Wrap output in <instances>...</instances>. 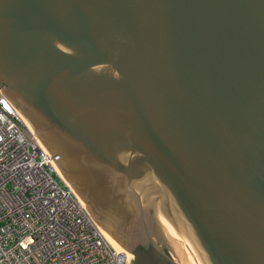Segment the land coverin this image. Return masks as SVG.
<instances>
[{"label":"water","instance_id":"water-1","mask_svg":"<svg viewBox=\"0 0 264 264\" xmlns=\"http://www.w3.org/2000/svg\"><path fill=\"white\" fill-rule=\"evenodd\" d=\"M0 90L136 264H264V0H0Z\"/></svg>","mask_w":264,"mask_h":264},{"label":"built area","instance_id":"built-area-1","mask_svg":"<svg viewBox=\"0 0 264 264\" xmlns=\"http://www.w3.org/2000/svg\"><path fill=\"white\" fill-rule=\"evenodd\" d=\"M50 158L0 90V264H131Z\"/></svg>","mask_w":264,"mask_h":264},{"label":"bare ground","instance_id":"bare-ground-1","mask_svg":"<svg viewBox=\"0 0 264 264\" xmlns=\"http://www.w3.org/2000/svg\"><path fill=\"white\" fill-rule=\"evenodd\" d=\"M19 113V112H18ZM20 114V113H19ZM21 115V114H20ZM22 116V115H21ZM23 118V117H22ZM36 133V132H35ZM37 135V134H36ZM38 140H39V138H38ZM40 142V141H39ZM74 192V191H73ZM72 192V193H73ZM74 195H76L77 196V194L74 192L73 193ZM78 197V196H77ZM79 198V197H78ZM80 199V198H79ZM81 203H83L82 201H81ZM83 206L85 207V209H86V211H87V214L89 215V217L91 218V219H93L94 220V218H93V216H92V214H91V212L87 209V207H86V205L83 203ZM94 222H95V224H96V226H97V228H98V231L100 232V233H102L103 234V239H108V241L112 244V246L116 249V251L118 252V253H121V254H124V255H127L125 252H127L123 247H121V246H119V245H117V243H115V241L116 240H114L113 239V237L110 235V233L105 229V228H103L99 223H97L95 220H94ZM112 238H110V237H108V235ZM117 242V241H116ZM124 249V250H123ZM129 255V254H128Z\"/></svg>","mask_w":264,"mask_h":264},{"label":"trees","instance_id":"trees-1","mask_svg":"<svg viewBox=\"0 0 264 264\" xmlns=\"http://www.w3.org/2000/svg\"><path fill=\"white\" fill-rule=\"evenodd\" d=\"M139 255L136 254V256H139V258L141 257L143 260H140V261H143L145 263H147L148 259H149V253H145L142 251V248L139 249V251L137 252ZM148 256V257H147ZM138 258V257H137Z\"/></svg>","mask_w":264,"mask_h":264},{"label":"rangeland","instance_id":"rangeland-1","mask_svg":"<svg viewBox=\"0 0 264 264\" xmlns=\"http://www.w3.org/2000/svg\"><path fill=\"white\" fill-rule=\"evenodd\" d=\"M107 234V233H106ZM108 235V234H107ZM108 237H110L109 235H108ZM111 238V237H110ZM112 239V238H111ZM115 243H117L116 241H115ZM117 245H119L118 243H117ZM120 246V245H119ZM124 250V249H123ZM126 254H127V252H125ZM128 255V254H127ZM128 258H129V260H130V263L131 264H136L134 261H133V259L131 258V256L130 255H128Z\"/></svg>","mask_w":264,"mask_h":264},{"label":"flooded vegetation","instance_id":"flooded-vegetation-1","mask_svg":"<svg viewBox=\"0 0 264 264\" xmlns=\"http://www.w3.org/2000/svg\"><path fill=\"white\" fill-rule=\"evenodd\" d=\"M148 243H149V242H148ZM149 245H150V244H149ZM145 247H151V246H146V245H145ZM140 248H142V249H143V247H141V246H140V247H138V248L136 249V252H135V254L139 255L137 252L139 251V249H140ZM136 257H137V256H136Z\"/></svg>","mask_w":264,"mask_h":264}]
</instances>
